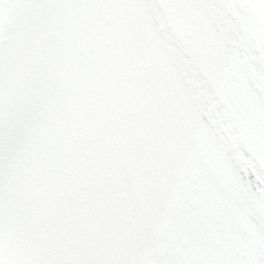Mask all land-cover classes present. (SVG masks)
<instances>
[{
  "label": "snow or ice",
  "instance_id": "6c2138e0",
  "mask_svg": "<svg viewBox=\"0 0 264 264\" xmlns=\"http://www.w3.org/2000/svg\"><path fill=\"white\" fill-rule=\"evenodd\" d=\"M0 264H264V0H0Z\"/></svg>",
  "mask_w": 264,
  "mask_h": 264
}]
</instances>
